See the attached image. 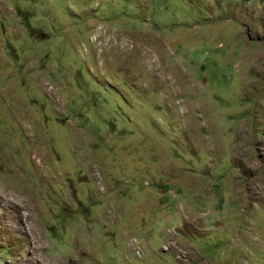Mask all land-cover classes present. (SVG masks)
<instances>
[{"label":"rangeland","instance_id":"374dc122","mask_svg":"<svg viewBox=\"0 0 264 264\" xmlns=\"http://www.w3.org/2000/svg\"><path fill=\"white\" fill-rule=\"evenodd\" d=\"M0 264H264V0H0Z\"/></svg>","mask_w":264,"mask_h":264},{"label":"bare ground","instance_id":"6f19581e","mask_svg":"<svg viewBox=\"0 0 264 264\" xmlns=\"http://www.w3.org/2000/svg\"><path fill=\"white\" fill-rule=\"evenodd\" d=\"M8 196V195H7ZM12 200V199H11ZM14 201V200H13ZM15 207H17L16 205H15Z\"/></svg>","mask_w":264,"mask_h":264}]
</instances>
